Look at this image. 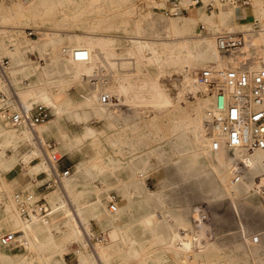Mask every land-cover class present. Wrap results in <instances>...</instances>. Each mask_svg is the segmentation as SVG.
<instances>
[{
	"label": "bare ground",
	"instance_id": "6f19581e",
	"mask_svg": "<svg viewBox=\"0 0 264 264\" xmlns=\"http://www.w3.org/2000/svg\"><path fill=\"white\" fill-rule=\"evenodd\" d=\"M46 3L48 0H31L28 10H24L23 2H19L16 7L0 3V22L10 20L12 14L16 15L17 12L30 15L27 16L29 19L39 18L43 12L42 6ZM232 4L237 6L235 3ZM86 11L87 9H81L72 16L66 14V17L69 15L76 18L79 25L78 20L83 19L81 15ZM210 16L212 15L203 11L202 14H188L185 18L178 16L180 18L169 19L166 22L160 21V18L134 20L132 31L126 35L130 43L124 52L116 50L115 42L119 40L114 36L115 34L101 32L114 25L113 17L109 15L108 24H106L107 21L101 20L89 21V24L84 25L85 30L81 32L66 30L65 34L61 33V29L53 28L49 32V37L46 36L45 40L41 38L42 41L39 38V42L35 40V42L19 44L17 36L14 35L19 50L35 48L45 51L49 47L59 46L63 40H66L67 45L62 48V53H52V58H47L45 65L32 60H24V56L18 51L15 57L18 64L14 70H12L13 65L7 69L9 82L3 80L2 87L5 90L15 88L22 101L29 106L36 102L45 103L52 108L56 117L67 112L79 119H88L94 114L105 119L109 126L127 123L128 116L139 112L140 104L146 105L150 102L156 106L165 107L174 102L163 89L158 74L142 70L146 62L154 61L161 72L171 67L183 68V86L177 95L179 99L184 97H182V92L188 89L193 78L185 67L193 64L201 66L211 61L213 62L211 65L218 67L227 64L230 54L219 48L216 33L212 34L216 42L212 36L192 35L196 24L201 19H208ZM165 18L164 16L163 20ZM215 18L232 20L233 13L229 11V8L221 9L216 13ZM158 21L162 23H159L160 25L166 23L164 34L166 32L167 35L180 36L166 39L156 37V34L161 33L160 28H157ZM257 33L252 34L247 40L240 53V58L250 64L264 66V54L259 57L254 49L249 52L244 51L246 46L251 45L252 38ZM262 39L264 40V35ZM11 48L14 49L13 45ZM75 48L87 49L90 58L88 60L75 59L71 52ZM116 55H120V58H115ZM126 61L133 62L135 68L127 73L117 72L120 75L116 74V77L112 75L116 81L106 83V80V82L91 84L90 90L80 102H73L67 96L64 88L66 82L79 81L88 76L90 78V75L98 72L99 66L101 68L110 66L112 73H116L119 71L117 67L126 65ZM53 72L55 75L52 80L50 75ZM20 74L24 76L19 80L14 78ZM197 80L196 77L197 87H203L205 90L202 94L203 101L190 106V109H186L170 124L173 133L166 138L167 146L160 143L156 149L152 150L151 155L148 154L149 149L146 151L143 149L131 155L127 164L124 165V174L117 171L112 161H108V165H105L104 160H96V158L78 161L75 165V172L73 173V169V174L63 181L60 189L64 198L53 205L49 219L37 217L24 219L16 207L13 209L11 202L8 207L1 203L4 210L7 208L8 213L13 212L14 223L20 224L19 227L22 228V235L19 236L20 243L28 249H35L41 254L46 253L50 256L64 252L67 249L66 243L79 241L83 244V249L79 250V264H104V262L106 264L108 257L112 254H116L123 261L122 264H130L132 259H138L142 250H145V246L140 247L138 233L134 228L136 221H143L150 223L149 226L157 231L161 224L168 227L169 238L161 245L162 248L182 254L199 264H226L227 262H223L219 257L220 246L209 239L211 236L208 233L205 234L204 228L201 229L204 226L203 211L193 205L196 199L195 192H198L201 198L202 196L208 198L210 194L220 189L223 191L220 198V203L223 205L221 218L227 227L218 228L223 240L234 242L235 248L232 247V250L236 249L237 252H241L243 255L239 259L243 261L245 258L251 259L252 250L263 252L264 245H257L253 237L261 235L264 244V203L261 200L256 203L251 197L256 206H263L261 213L257 214L248 210L249 208L247 209L241 202V198L246 195L250 198L259 191L264 201V190L259 189V186L264 185V149L230 150L233 151V156H228L226 153L228 150L224 145L218 150L212 147L216 134L207 130L205 120L208 109L213 105L214 96L209 95L206 86ZM197 87L195 89H198ZM104 94L110 97L108 101H103ZM114 96L118 101H115ZM121 104H127L129 107L124 109ZM85 105H88L90 109H86ZM205 106L204 125L208 135L202 126V108ZM81 108H83L82 112ZM146 112L150 113L145 123H152L157 118L156 111L146 110ZM86 127H88V135L95 137L98 134V130L93 126ZM53 137H56L58 145L50 149L52 145L46 142ZM142 145L145 146L147 143ZM23 147H29L28 151H25ZM9 149L12 152L10 154ZM65 150L69 154H75L74 143L62 130L57 129L56 118L36 124L34 127L21 125L14 128L4 124L0 114V162L6 167L12 168L21 163L35 181L42 182L37 174L50 173L52 163L56 165V160L58 161L59 157L65 154ZM153 156L157 158L158 167L157 171L150 172L146 169V165L150 163ZM161 166L165 169L162 175L164 176L163 185L153 190L147 185L146 177L162 170ZM236 170L242 171L238 173ZM237 174H241L238 180L235 179ZM210 178L214 183L209 182ZM96 182L101 183L102 187L100 185V188H96ZM113 191L118 193L121 202L117 201L115 208H110L108 201ZM168 191L175 193L183 191V194L178 195L171 204L168 200ZM69 193L73 196L71 201ZM56 194L57 192L54 193ZM195 211L197 214L194 213ZM93 221L101 223L102 228L108 229V242L96 243L95 246L89 243L87 233L93 232L90 224ZM49 223H65V227L57 226L58 233H56ZM233 230L238 232L239 242L235 241ZM0 243L2 244L1 241ZM154 249L151 248V251ZM257 259L264 260V257L263 259L255 257V264H264V261L258 263ZM141 261L140 263L143 264ZM0 264L32 263L24 258L17 260L0 258ZM152 264L163 263L156 261ZM245 264L250 263L247 261Z\"/></svg>",
	"mask_w": 264,
	"mask_h": 264
},
{
	"label": "rangeland",
	"instance_id": "374dc122",
	"mask_svg": "<svg viewBox=\"0 0 264 264\" xmlns=\"http://www.w3.org/2000/svg\"><path fill=\"white\" fill-rule=\"evenodd\" d=\"M30 1L31 0H0V3L5 4L7 6L16 7L19 2H23V4H25L24 10H28L27 8L30 5ZM204 1L206 2L208 0H204ZM250 1L254 4V7L257 9V11L255 16L249 19V23L246 25L238 24L236 22L228 23L231 20L227 21V20H222L220 18H215L217 11L226 8H229V11L234 15V10L231 7H235V6H230L233 5L231 2H227L225 5H219L213 11L207 8L206 3L204 5L198 4L195 7H191V8L189 7L188 11H185L184 13L178 16H183L182 18H185V15L188 14L198 15V13L195 11V8L199 10H203L206 14L214 16V17L210 16L208 19H201L194 27V32L192 33V35L195 36L199 35V37L212 36V38L216 42V39L212 34L225 29L238 31V32L245 31L251 28L255 18L259 19L260 23L264 26V12H262V16L258 15V11L262 9L263 5L259 2L260 0H250ZM183 3L185 2L183 1ZM154 5H156L155 0H123V1L121 0H48V3L42 6L43 12H42V16H40L39 18L32 17L29 19L28 17L30 15L17 12L15 13L16 15L12 14V17L9 18L10 20L0 22L1 25L0 26V55H1L0 57L3 56L9 57V59L11 60L10 67H12L13 65L12 70H14L18 64L15 58L16 55L18 54V51L22 53V55L24 56V60H30V61L32 60L45 65L48 59L52 58V53H57V52L62 53L63 51L62 48L67 45L66 40H63L60 43V45L57 46L58 48L49 47L45 51H41L35 48L34 49L28 48L29 51L26 48H24L23 50H19L18 43L19 44L22 42L30 43V42H35V40L39 42L41 38L42 40H45L46 36L49 37L50 35L49 32L53 30V28H59L62 30L61 33L65 34L66 30H75L78 32L85 30L84 25L89 24L90 23L89 21L92 22V21L101 20V21H107L106 24H108V15L113 17L112 20H114L113 23L114 25L112 28H108L107 25L106 27L108 29L101 32L103 33L112 32L113 34H115L114 36H116L119 40L115 42L116 45L115 48L119 52L120 51L124 52L126 46L128 45V43H130V39L126 35L132 31V25L134 20H138L141 18H147L148 20H152V19L155 20L160 18L159 19L160 21L166 22V20L169 19L180 18L178 16L165 15L158 8H155ZM130 7L131 9H129ZM81 9H87V11L85 14L81 15L83 19L78 20L79 22L78 25L77 19L71 16L75 12L77 11L79 12ZM54 11L57 12L55 13ZM66 14H69L71 16L68 15V17H66ZM89 16L90 18H86ZM164 16L167 19L165 18V20H163ZM93 17L96 18L92 19ZM160 21H158L157 23L158 27L157 26L156 27L160 28L159 32L161 33L156 34L155 35L156 37L166 39V38H172V37L175 38L180 36L173 34L167 35L166 32L164 34L165 31L164 26L166 25V23L160 25L162 24ZM201 24H204L207 30H203ZM48 29L49 31H47ZM30 30H36V34L30 35L29 34ZM46 32H48V34ZM14 35L17 36L16 39L19 41L18 43L14 40L13 37ZM263 35H264V30H260L257 34H255L252 38L251 45L246 46L244 51L249 52L250 50L254 49V51L259 55V57L262 54H264V40L262 39ZM11 45H13L14 49L11 48ZM219 53L221 54L220 51ZM240 57L241 56H239V58ZM115 58L117 59L120 58V55H116ZM208 63H210L209 65H211V63L213 64L212 61ZM208 63H206L205 65L202 64L201 66L200 65L197 66L198 64H193L191 66L185 67L189 71L187 72L190 75H193V78L191 80V84L189 85L188 89L186 88L185 91L182 92V97L183 96L184 97L179 99L177 95L180 91L181 86H183V78H184L183 68L171 67L161 72L159 66L154 61L146 62L145 63L146 65L143 67L142 70L145 72H150L155 75L158 74L157 76L159 82L161 83L163 89L172 98L174 102L170 106L168 105L165 107L158 105L156 106L154 105V103H150V102L146 103V105L140 104L141 107H139V112L137 114L128 116L127 123L123 122L122 124H118L116 126H109L108 123L105 121V119L98 117L94 114L91 115L88 119H84V118L79 119L75 115L68 114L67 112H64L59 117H56V115L52 111V108L48 106L51 109L52 114L49 117V119L41 123H45L56 118L57 129L59 131L62 130L63 133H65L68 136V139L74 143V147H75V155L70 156L69 153H67V151L65 150L66 154L60 156L58 161H56V166L59 167L60 165L62 166L74 165V170H75V164L78 161H82V160L84 161L87 159L93 160L96 158V160L99 159L104 160L106 162L105 165H108V161L110 162L112 161V164L116 166L117 171L119 173L122 172L124 174L125 173L124 165L127 164L128 159L130 158L131 155L135 153H139L143 149L145 151L149 149L148 154L151 155L152 150L156 149L160 143L163 144L164 146H167L166 138H169L173 133L170 124L173 123L176 120V118L180 116L186 109H190L191 108L190 106H192L193 104L197 105L198 101L201 100L203 101L202 94L205 93V90H203V87L202 88L199 87L200 89L197 87L198 84L196 82V74L201 68L207 66ZM99 68H101V66H99ZM99 68L97 70L98 72L96 71L97 73L92 74L93 76L90 75V78L88 76L82 80L66 82L64 84L66 94L69 98L72 99L73 102L82 101L84 95H86L90 90L89 86L91 84L101 83L104 81L106 82V80H107L106 83L114 82L116 81V78L114 77H116L117 72L120 74L127 73L129 71H132L135 68V65L133 62L126 61V65H120L117 67L119 71H116V73L115 72L112 73L110 66H106V68L102 66L101 69ZM194 70L196 73L194 72ZM120 74H117V76H119ZM54 75H55L54 72L52 73V75H50V78L52 80ZM112 75L114 77H112ZM23 76L24 75L20 74L17 75L16 77L14 76V78L19 80ZM196 87L198 89H195ZM201 91L203 93H201ZM116 98L117 97L114 96L115 101H118V99ZM122 105L124 109H127L129 107L127 104H121V106ZM85 108L90 109L88 105H85ZM205 108L206 106L202 108V126L205 133L208 135L204 125ZM82 109L83 108H81V112L83 111ZM146 110L156 111L157 118L152 123L150 122L145 123L146 119H148V114L150 113V112L147 113ZM3 122L9 127L16 128L15 126L10 125L4 120ZM86 126H93L98 130V134L95 137L88 135L87 134L88 127ZM46 143L52 145V147H49L50 149L58 145V141L56 137L50 138ZM146 143L147 145L145 146L142 145ZM28 148L29 147L27 148L23 147L25 151H28ZM227 150H228L226 152L227 155L233 156L232 153L233 151H230L229 149ZM19 167L20 166H18V169L13 173L7 171L8 167H6L0 162V237L3 233H6L8 231L20 230L17 226L9 225L10 223H14L13 212L11 211V214L8 213V211L6 210L7 208L4 210L2 204L8 207L9 203L11 202L13 204L12 205L13 209H15V207L17 208V204L14 200V193L19 189L35 190L38 184L41 183L35 181L29 174L23 172V170L20 169ZM157 167H158L157 158L156 156H153L150 163L146 165V169L152 172L155 170L157 171ZM164 170L165 169L163 167V169L160 170L161 172L159 171L160 173L157 172L155 174H149L146 177V183L151 189L156 190L159 186L163 185L164 176L162 175H164L163 173ZM236 171H235V175H236ZM37 177L40 180L45 179L46 173L41 172L39 173V176L37 174ZM66 178L67 177H65L64 180ZM209 182L214 183V181H212L211 178L209 179ZM100 185L101 183L97 184V182L95 184L96 188H100ZM56 192L57 194L54 195V193ZM222 192L223 191L219 189L216 193L210 194L208 198L207 196H202L201 198L199 197V193L195 192L194 195L196 196V199L193 201V205L194 207L195 206L198 207V209H200L205 213V215L208 218V220L206 219L207 223H214L212 231L215 233H213V235H210L211 237L209 239L212 242H215L218 246H220L219 249L220 248L221 249L219 250V257L223 262L224 261L225 263L227 262L226 264H228V262H230L229 264H243L244 262L245 264L248 261V263L250 264H255L256 263L255 257H258L259 259H263L264 251L260 252V251L252 250L250 253L251 259L245 258V260L243 261L239 259L243 254L241 252H237L236 249L234 251L232 250L233 248H235L233 244L234 242L223 240L224 238L220 233V229H218V228H222V229L227 228L226 223H223V219L221 218L222 216L221 213L223 212L221 210L223 205H221L220 203ZM61 193L62 191L60 187H57L53 189L48 195L52 207L57 201L64 198L63 193L62 194ZM114 193L117 194L118 197L117 201L121 202V198L118 195V193L116 191ZM182 194L183 191H180L178 193L168 191V200L170 201L171 204H173L177 196L178 195L180 196ZM238 197H240V195H238ZM247 197L248 196L246 195L245 197L241 198V202L243 203V205H245L247 209L249 208L248 210H250L251 212L260 214L263 206L260 205L256 206V203H259V200H261V202L264 203L261 192L258 191L255 193V195H251L250 198ZM251 197L255 199L256 203L251 199ZM69 198L70 201L73 198V196L70 193H69ZM194 213L197 214L196 211ZM93 225L95 231L99 226L96 222H93ZM149 225L150 223H145L143 221H136L134 225V228L137 230L138 233L137 238L139 240V245L140 247L145 246V250L144 251L142 250V254L138 257V259H132L129 262L130 264H141L140 263L141 260L143 264L144 263L152 264L153 262L156 261L161 262L163 264H199L198 262L196 263L195 261L190 260L189 258H187L182 254H178L174 251H169L161 247V245H163V243L169 238V229L166 225L161 224V226L158 228V231L153 227L151 228ZM205 234H207V231ZM232 234L234 235L233 237L235 241L239 242L238 241L239 235H237L238 232L236 230H233ZM225 244L227 245L228 248L226 247ZM260 244L264 245L262 242L257 243V245ZM82 246H83L82 242L79 241L70 243L68 245V248L65 250V253L68 252L66 258L71 264L78 263L77 257L79 258V252L77 251V249L80 247L81 249H83ZM19 247H24L25 249H19ZM0 248H1L0 258L14 260L15 258H19V256L25 255L27 256L26 258H28L27 260H30V263L32 264H66V262L62 263L61 262L62 260L60 261L57 259L55 260L50 259V257L55 255L52 256L50 255L49 259H45V258L41 259L36 256L33 258V256L36 255V250L28 249L24 245H20L16 247V249H11L1 244ZM151 248H155V249L151 251ZM13 252H17V253H13ZM225 253H227L228 255H226ZM61 256L62 255H60V257ZM257 261L258 263H260V261H264V260L257 259ZM108 263L122 264L123 261L119 259L116 254H112V256L110 255L106 261V264Z\"/></svg>",
	"mask_w": 264,
	"mask_h": 264
},
{
	"label": "built area",
	"instance_id": "2783aa9c",
	"mask_svg": "<svg viewBox=\"0 0 264 264\" xmlns=\"http://www.w3.org/2000/svg\"><path fill=\"white\" fill-rule=\"evenodd\" d=\"M227 2L236 5H249V0H190L183 4L180 0H155L154 7L169 16H178L189 10V7L204 5L213 11L219 5ZM203 30H207L201 24ZM264 30L259 19H255L251 28L246 31L222 30L215 36L219 48L230 54L229 61L225 66H205L201 68L196 77L204 84L209 95H213V105L207 111L205 125L207 130L216 137L213 139L212 147L215 150L223 145L234 151H253L264 149V66L248 63L239 58L243 47L252 34ZM30 35L36 34V30H30ZM77 60H88L89 51L85 48H75L71 51ZM9 57H0V114L2 119L12 126L27 125L34 127L51 116V109L45 103H34L27 105L19 97L16 89L5 90L2 81L9 82L7 69L10 67ZM109 96L104 94L103 101H108ZM241 168V167H240ZM73 167L68 165L59 169L54 163L51 165V172H45L46 178L35 190L19 189L14 193V200L22 218L49 219L52 212V205L48 195L50 192L63 185L65 177L72 174ZM242 170L237 171L238 173ZM241 174L235 177L238 180ZM264 190V185L259 186ZM117 194L112 192L109 206L115 208ZM204 226L201 228L205 233L213 235L214 223H207V216L203 212ZM88 234L89 243L95 246L96 243H106L109 240L107 229L100 228ZM20 231H8L1 235L0 241L5 246L13 249L20 245ZM253 241L263 242L261 235H255Z\"/></svg>",
	"mask_w": 264,
	"mask_h": 264
},
{
	"label": "crops",
	"instance_id": "0c3cea01",
	"mask_svg": "<svg viewBox=\"0 0 264 264\" xmlns=\"http://www.w3.org/2000/svg\"><path fill=\"white\" fill-rule=\"evenodd\" d=\"M181 2H185V3H183V4H186V3H188L190 0H180ZM250 1V0H249ZM262 5H263V7H262V9L261 10H259L258 11V15L259 16H262V12H264V0H260L259 1ZM230 6H234V5H230ZM233 10H234V15H233V19L231 20V21H229L228 23H233V22H236V23H238V24H242V25H246V24H248L249 23V19H251V18H253L254 16H255V14H256V11H257V9L254 7V4L250 1V4L249 5H237V6H235V7H231ZM230 8V9H231ZM195 11L198 13V14H201V13H203V10H199V9H196L195 8ZM218 12H220V10L219 11H217L216 13H218ZM11 150L9 149L8 150V153L10 154V153H12V152H10ZM66 154V153H65ZM65 154H63V155H65ZM70 156H73V155H75V154H69ZM60 158V157H59ZM58 159V158H57ZM57 161V160H56ZM64 165V164H63ZM76 165V164H75ZM18 166H20L19 168L20 169H22L23 170V172H26L27 173V171L25 170V168L24 167H21V163H18V164H16L15 166H13L12 168H7L8 170L7 171H10V172H15L17 169H18ZM23 166V165H22ZM68 165H65V166H62V165H60L58 168L59 169H63V168H65V167H67ZM73 167V169H74V165L72 166ZM75 172V170H73V173ZM41 173V172H40ZM72 173V174H73ZM28 174V173H27ZM40 175H42V174H40ZM38 176H39V174H38ZM41 181H44V179H42ZM8 182V181H7ZM40 184V183H39ZM94 222V221H93ZM51 226H52V229L54 230V231H56V227L57 226H60V227H65V223H49ZM91 224V230L94 232V225H93V223H90ZM98 224V228L95 230V231H97V230H99L100 228H102V224L101 223H97ZM10 226H17L20 230H18V231H20V236L22 235V228H20L19 226H20V224H18V223H10L9 224ZM104 229H106V228H104ZM108 230V229H107ZM56 233H58L57 231H56ZM71 243H74V242H71ZM256 243V242H255ZM67 245H66V247L68 248V245L70 244V242H68V243H66ZM13 249H16V248H13ZM19 249H25L24 247H19ZM81 249V247L80 248H78L77 249V251L79 252V250ZM20 252H22V251H20ZM13 253H17V252H13ZM36 255H34L33 256V258L36 256V257H39V258H45V259H49V256H48V254H46V253H44V254H41V253H39L38 251H36ZM68 253V252H67ZM67 253H65V251L63 252L62 251V253H59L60 255L62 254V256H61V259H60V255L58 254V255H55V256H52V254H51V256L52 257H50V259H52V260H55V259H57V260H62V261H64V263L66 262V263H68V264H71L68 260H67V258H66V255H67ZM27 256H25V255H23V256H19V258H15L14 260H17V259H20V258H24V259H28V258H26ZM44 259V260H45ZM61 261V262H62ZM77 262L78 263H75V264H79V258L77 257Z\"/></svg>",
	"mask_w": 264,
	"mask_h": 264
}]
</instances>
